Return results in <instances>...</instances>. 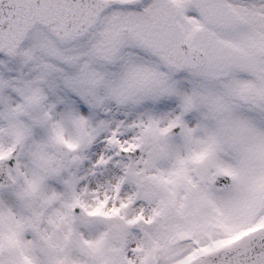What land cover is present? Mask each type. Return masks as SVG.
Listing matches in <instances>:
<instances>
[{
    "label": "snow or ice",
    "instance_id": "1",
    "mask_svg": "<svg viewBox=\"0 0 264 264\" xmlns=\"http://www.w3.org/2000/svg\"><path fill=\"white\" fill-rule=\"evenodd\" d=\"M0 264H264V0H0Z\"/></svg>",
    "mask_w": 264,
    "mask_h": 264
}]
</instances>
